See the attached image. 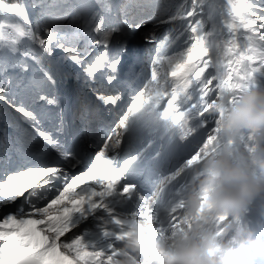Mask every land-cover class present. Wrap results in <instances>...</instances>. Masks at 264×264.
I'll list each match as a JSON object with an SVG mask.
<instances>
[{
  "label": "snow or ice",
  "instance_id": "snow-or-ice-1",
  "mask_svg": "<svg viewBox=\"0 0 264 264\" xmlns=\"http://www.w3.org/2000/svg\"><path fill=\"white\" fill-rule=\"evenodd\" d=\"M169 7L159 0H0V106L19 114L30 138L47 149L0 177V264H167L177 239L197 226L216 241L208 254L226 259H235L236 234L251 233L262 251L249 245L239 264H264V196L228 216L214 212L207 190L197 191L199 208H188L189 194L210 174L209 159L227 152L260 175L252 161L255 134L243 129L229 138L225 124L246 93L264 91V0H222L218 8L180 0L174 12ZM177 21L179 28L161 31ZM141 33L155 47L147 76L125 104L111 89L129 41ZM57 56L91 81L103 77L109 88L93 85L100 107L114 118L99 142L87 144L86 163L66 146L63 119L49 127L45 118V111H62L61 101L44 91L57 84L48 68ZM145 118L155 120L171 148L203 130L150 191L136 179L141 152L130 150Z\"/></svg>",
  "mask_w": 264,
  "mask_h": 264
},
{
  "label": "clouds",
  "instance_id": "clouds-1",
  "mask_svg": "<svg viewBox=\"0 0 264 264\" xmlns=\"http://www.w3.org/2000/svg\"><path fill=\"white\" fill-rule=\"evenodd\" d=\"M226 135L235 138L241 130H251L256 137L257 153L252 157L259 176L252 175V166L242 167L233 162L230 153L215 159H209L205 170L210 174L188 197V208L195 213L200 205L197 191L207 190L208 201L214 212L219 215L232 216L242 214L244 209L256 198L264 196V91L246 93L240 105L226 120ZM231 231V226H228ZM238 251L235 259L208 254L214 249L216 241L212 232H201L194 227L187 237L180 236L167 264H239L243 252L252 245L259 253V245L252 240L251 233H237ZM227 247V245H225Z\"/></svg>",
  "mask_w": 264,
  "mask_h": 264
},
{
  "label": "rangeland",
  "instance_id": "rangeland-1",
  "mask_svg": "<svg viewBox=\"0 0 264 264\" xmlns=\"http://www.w3.org/2000/svg\"><path fill=\"white\" fill-rule=\"evenodd\" d=\"M133 1V0H132ZM163 0H159V2L161 3ZM119 2V1H118ZM180 2V1H179ZM222 2V0H217L216 2H214V3H216L218 6L220 5V3ZM121 3V2H120ZM218 8V7H217ZM170 11H175V8H170L169 9ZM177 22H175V24H176ZM181 23L182 22H180V23H178V27L177 26H175V24H168V29L169 28H179L180 26H181ZM211 27V22L206 26V30H207V28H210ZM51 59V58H50ZM56 60H58V61H60V62H64L65 61V58L63 57V56H57L56 58H55ZM205 115H208L207 113H205ZM20 203V201H17V204H19ZM16 205H13L12 207H15ZM69 234H71V233H68L67 235L68 236H70ZM66 238V237H65ZM65 238H62V239H65Z\"/></svg>",
  "mask_w": 264,
  "mask_h": 264
},
{
  "label": "bare ground",
  "instance_id": "bare-ground-1",
  "mask_svg": "<svg viewBox=\"0 0 264 264\" xmlns=\"http://www.w3.org/2000/svg\"><path fill=\"white\" fill-rule=\"evenodd\" d=\"M217 0H213V2H216ZM216 4V3H215ZM217 5V4H216ZM217 7H219L218 5H217Z\"/></svg>",
  "mask_w": 264,
  "mask_h": 264
}]
</instances>
